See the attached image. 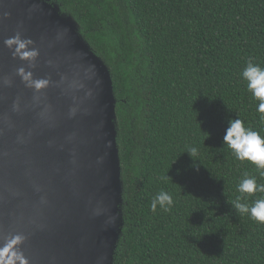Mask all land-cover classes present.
Wrapping results in <instances>:
<instances>
[{"label":"trees","instance_id":"obj_1","mask_svg":"<svg viewBox=\"0 0 264 264\" xmlns=\"http://www.w3.org/2000/svg\"><path fill=\"white\" fill-rule=\"evenodd\" d=\"M71 14L112 72L124 182L114 264H264V223L235 210L247 173L224 145L240 118L264 136L242 78L264 68V0H51ZM197 148L199 170L187 153ZM161 190L167 211L151 201Z\"/></svg>","mask_w":264,"mask_h":264},{"label":"water","instance_id":"obj_2","mask_svg":"<svg viewBox=\"0 0 264 264\" xmlns=\"http://www.w3.org/2000/svg\"><path fill=\"white\" fill-rule=\"evenodd\" d=\"M33 41L35 67L4 41ZM46 88H29L19 68ZM9 81L6 83L5 81ZM112 72L51 0H0V246L29 264H114L124 182Z\"/></svg>","mask_w":264,"mask_h":264},{"label":"clouds","instance_id":"obj_3","mask_svg":"<svg viewBox=\"0 0 264 264\" xmlns=\"http://www.w3.org/2000/svg\"><path fill=\"white\" fill-rule=\"evenodd\" d=\"M4 43L9 49L14 50L13 58L28 62L30 68L35 67L39 52L31 47L33 45L31 39H24L17 32L14 37L7 38ZM17 73L29 88H34L36 91L46 88L49 84L48 80L34 79L32 72L23 67L19 68ZM242 78L247 82V89L253 97L259 100L257 111L264 113V68L249 61L242 72ZM5 82L9 83L7 80ZM223 142L232 150L238 160L249 161L258 169H264V136L250 127H246L240 118L228 121ZM187 153L193 159V168L198 171V161L193 158L198 153L197 148L192 147ZM260 175L264 176V171H260ZM238 191L241 194H253L257 191L264 193V184L258 185L255 177L245 173L244 178L238 184ZM243 198V196L238 197L232 207L239 213L249 214L257 222L264 223V198L256 199L251 205L240 202ZM172 203L171 195L167 191L161 190L153 197L151 208L153 212L157 210L158 206L167 211ZM25 239L26 237L22 234H14L5 240L0 246V264H29L20 247Z\"/></svg>","mask_w":264,"mask_h":264}]
</instances>
